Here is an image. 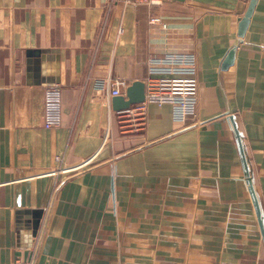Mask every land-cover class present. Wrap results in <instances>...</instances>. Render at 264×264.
Wrapping results in <instances>:
<instances>
[{"label": "crops", "instance_id": "1", "mask_svg": "<svg viewBox=\"0 0 264 264\" xmlns=\"http://www.w3.org/2000/svg\"><path fill=\"white\" fill-rule=\"evenodd\" d=\"M154 1L0 0V264H264V0ZM165 54L196 57L184 124L95 89Z\"/></svg>", "mask_w": 264, "mask_h": 264}, {"label": "built area", "instance_id": "2", "mask_svg": "<svg viewBox=\"0 0 264 264\" xmlns=\"http://www.w3.org/2000/svg\"><path fill=\"white\" fill-rule=\"evenodd\" d=\"M126 5H138L154 0H123ZM159 22L157 18H151L150 23ZM122 33V29L118 30ZM197 72L196 57L190 54H165L161 58L148 61V77L145 82L144 101L137 105L136 111L141 112L145 105L154 104L158 106L168 105L171 107L173 121L185 123L189 118L195 116L197 99L194 96L183 93L179 86L180 80L195 77ZM128 84L121 79L100 80L95 84L99 92H108L112 97L121 96L120 89L127 88ZM129 111L126 110V112ZM125 112V111H121ZM61 124V91L56 85L49 86L45 92L43 126L45 129L59 127ZM62 157L54 159L53 175H65L68 170L62 168Z\"/></svg>", "mask_w": 264, "mask_h": 264}, {"label": "water", "instance_id": "3", "mask_svg": "<svg viewBox=\"0 0 264 264\" xmlns=\"http://www.w3.org/2000/svg\"><path fill=\"white\" fill-rule=\"evenodd\" d=\"M40 51H28L27 56L32 57L34 55H39ZM235 53V48H232L229 52L227 57L223 62V69L230 66L233 62V56ZM145 96V86L142 82L136 81L132 83L125 91L124 96L114 97L112 99V105L115 111L121 112L128 110L133 105H138L143 103ZM32 214L33 221H32V237L36 236L37 230L40 225V220L42 217V211H32L26 212V214Z\"/></svg>", "mask_w": 264, "mask_h": 264}]
</instances>
